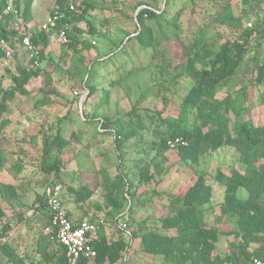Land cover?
<instances>
[{
	"label": "trees",
	"instance_id": "16d2710c",
	"mask_svg": "<svg viewBox=\"0 0 264 264\" xmlns=\"http://www.w3.org/2000/svg\"><path fill=\"white\" fill-rule=\"evenodd\" d=\"M174 1L166 0L163 10H153L150 5L141 9L137 15V34L131 36L130 32H126L125 38L116 45L115 51L108 55V59L104 61L97 58L90 61L87 70L84 85L89 95L86 102L93 98L94 102L100 101L99 106L110 103L115 86L153 64L162 72L165 68L175 69L177 73L173 80L186 78L190 86L180 104L178 116L174 119L164 114L169 103L165 97L162 101L164 106L159 108L160 104L156 105L158 109L155 111L140 107L142 100H139L131 110L115 120L103 117L96 122L84 109L83 116H75V122L78 120L85 126L100 123L101 128L106 131L97 130L95 139L97 136H112L115 147L119 150L123 149L124 143L145 137L148 129L153 130L160 137V141L134 145L137 147L133 150L135 153L148 152L149 149L154 153H147V156L143 154L131 162L135 165L133 175L136 178H130V175L121 169L120 161L114 174L106 168H100L96 172L97 186L106 192V205L113 212H120L124 208L127 195L132 201L139 200L147 204L165 203L170 209L166 215H155L151 219L134 224L129 234L130 242H126L121 236L119 240L110 243L107 240L108 220L105 217V223L100 225L91 243L97 252L94 260L98 263H102L104 259L110 263L123 261L128 264L126 253H129L131 243H138L142 254L159 264H222L224 261L249 264L254 258L264 256V112H258L264 108L262 0H242L240 16L235 14L231 0H209L204 2V6L208 7L204 10L198 0H185L191 6L186 24L183 20V8L171 15ZM33 2L34 0H14L15 9L8 15L4 14V4L0 2V41H6L14 53L15 41L20 42L24 35L19 29H13L12 24L14 19L19 17L25 22L31 20ZM70 2L79 1L60 0L58 9L52 14L64 11ZM79 5L77 11L70 14L73 16V27L69 32L72 40L68 45L70 48L74 46V39L75 45L78 43L79 38L73 34L76 24L83 22L88 12L94 9V4L87 0L79 2ZM209 10L213 12L210 13ZM252 21L255 22L254 27ZM245 22H249L251 27H247ZM163 25L174 29L178 50L172 52L169 47L167 53L160 50L159 36L162 34L165 38L167 34L162 28ZM89 32L91 34L94 31ZM32 35L33 42L40 50L42 63L44 51L53 34L38 31ZM4 55L5 52L0 46V60ZM160 57L162 61L159 65L157 63L160 62ZM147 58L148 62H145ZM198 65H202V68H198ZM40 69L41 67H33V62L25 66L17 65V74L12 78L13 86L5 89L0 82V134L9 124V120L3 117L7 114L10 104L31 80L40 76ZM111 69L118 72L117 77H110L109 74L113 71ZM44 78L51 80L48 71ZM103 82H109L108 86ZM55 93L52 89L49 94H44L35 103V108L50 104V98ZM142 98L144 99V95ZM75 99L79 101L78 98ZM256 111L260 115H257ZM65 117H68V114ZM83 133L82 126L75 130L69 127L67 131L57 128L54 136L44 138L41 179L48 186L45 194L38 197L32 205V216L40 218L44 225L49 224L51 219L48 205L54 188L51 178L53 175L59 177L62 172L60 156L71 142L81 140ZM175 138H183L186 145L170 149L169 141ZM98 144L99 141L94 140L93 145ZM227 147L237 151L239 168L232 167L229 173L219 169L213 180L225 190L220 214L215 210L213 185L204 176H200L189 186L181 197L175 196V193H170L169 196L155 187V184L162 181L161 175L166 170L164 163L168 161V153L177 152L182 161L197 163L201 157ZM6 163V154L0 147V172L4 170ZM134 183H137L136 189L144 186L145 192L139 196L136 191L133 192ZM20 184L23 183L12 185L0 182V198L7 196L18 200ZM96 190L83 186L82 195L77 199L78 203L83 204L89 200ZM242 193L247 197H241ZM167 195L168 200L164 202ZM205 206L207 209H204ZM126 214L122 218L126 217ZM3 217L0 207V220ZM120 217L118 214L114 223L125 235L127 226L120 224L119 221L123 220ZM2 223L8 225L4 220ZM225 223L230 224L231 229H223L221 225ZM160 230L172 231V234H163ZM41 234L37 253L48 262L57 260L60 264H67L64 247L50 241L43 232ZM0 235L6 239L5 231ZM126 235L128 236L127 233ZM231 236H234V240H229L228 249L220 252L221 240ZM4 244L0 246V250L4 248ZM12 263L36 264L33 256L29 254H15ZM90 263L91 260L81 259L78 264Z\"/></svg>",
	"mask_w": 264,
	"mask_h": 264
},
{
	"label": "rangeland",
	"instance_id": "374dc122",
	"mask_svg": "<svg viewBox=\"0 0 264 264\" xmlns=\"http://www.w3.org/2000/svg\"><path fill=\"white\" fill-rule=\"evenodd\" d=\"M59 1L36 0L35 21L30 24L27 22L24 24L23 22H18L15 18L12 28L19 29L23 35L33 33L49 15L58 9ZM78 1L82 2L83 0ZM87 1L94 4V9L88 12L83 22L76 24V30L74 29L73 34H76L79 38L77 45H75L74 41V46L69 48L53 34L51 36L54 42L52 46L53 57H51V60L43 58L40 76L31 80L27 84V87L16 96V99L10 104L7 114L3 117L9 120L5 131L0 134V147L6 152L7 165L6 170L2 173L0 172V177H10L11 173L16 172L19 167H22L21 163L28 166L25 176L29 174V177H24L23 181L25 182L18 187L20 191L17 193L18 200L7 196L0 198V207L4 214V217L0 220V233L3 234L4 231L6 233L4 248L2 247L3 249L0 250V264H13L12 259L15 254L19 256H25L26 254L34 256L36 264H60L57 260L48 262L37 253V243L42 236V227L45 225L40 218L32 216L34 213L32 209L34 201L45 194L48 186L41 179L43 174L41 172L42 150H44L43 141L46 136H49V138L52 135L54 136L56 128H62L63 131L69 130L67 123L73 120V116H83V109L89 112L88 116L96 119V122H99L103 117L115 120L131 110L139 100H142L140 107H146L155 111V109H158L156 105L160 104L159 108L164 106V103H162L163 98H167L169 103L166 105L164 114L174 119L178 116L177 112L180 110V104L190 90L186 78L173 80L177 73L175 69L165 68L164 72H162L156 68V64H153L148 69L139 71L124 80L121 84L115 86L110 103L104 106L101 105L95 110L94 108L101 103L100 101L94 102L93 98L88 99L86 102L89 91L84 85L90 61H95L97 58L99 60L108 59V55L115 51L116 45L125 38L126 32H130L131 36L137 34L136 24L139 11L146 8L147 5L152 6L153 10H163L166 7V0ZM198 1L202 3L200 6L203 10L208 8L206 5L204 6V2L209 0ZM231 2L235 14L240 16L242 12V0H231ZM262 4L261 19L264 18V0H262ZM182 8L184 9L183 20L185 21L184 24H186L191 6L185 0L174 1V6L171 7V15H175ZM208 12L212 13L213 11L209 10ZM251 23L254 27L255 22L252 21ZM248 24L250 23L245 22L247 27H249ZM162 28L167 34L165 38L162 34L159 36L160 50L166 53L169 51L167 47L172 52L178 50L177 34L173 32L174 29L168 28L166 25H163ZM92 30L94 32L90 34L89 31ZM15 42L18 44L19 41L16 40ZM15 50L14 57L7 64H0V82L5 89L13 86L12 78L17 74L16 66L28 64L25 53L21 52L18 46H16ZM23 58H25L24 61ZM159 60V63L157 61L155 63L160 65L162 58L160 57ZM146 61L148 62V58L145 59ZM198 68H202V65H198ZM47 71L51 76L50 81L44 78ZM109 75L111 78H115L118 76V72L113 70ZM177 81L179 82L177 83ZM103 84L108 86L109 82H103ZM52 89L56 93L50 98V104L35 108L34 104L37 98L43 97L44 94H49ZM143 95L144 99L142 98ZM75 98H78L79 101H75ZM84 105L86 106L84 107ZM66 110L68 117L64 116L65 118H60V115H63ZM258 112L263 113L264 108L258 110ZM258 112L256 111L257 115H260ZM259 118L262 119V116ZM1 125L2 121H0ZM78 126L77 123L75 128H78ZM47 129L48 131H46ZM97 130H100V132L106 131L101 128L100 123L93 124L87 130H84L81 140L77 142L74 140L68 148L63 150L60 156L62 163L61 175L59 177L53 175L51 183L54 187L55 182L62 180L61 182L64 184L63 200L66 207H70L71 204L69 197L71 194L70 190H75L76 202L82 195L81 189L83 186L97 189L89 200L83 204L79 203V205H83V208H78L80 213L78 219L81 221L93 220L97 222L106 217L108 220L107 240L113 243L122 236L126 242H130L129 234L136 222L148 220V218L151 219L155 215H166L169 213L167 207H165L164 212L158 213L157 206H153L155 203H151L149 206L140 205L130 200L127 195V202H125L124 208L120 212L110 211L105 202L106 192L103 188H98V179L94 175L96 173H92V171L97 172L100 168H106L114 174L118 163L121 161V169L127 172L130 178L135 179L136 177L133 175V167L135 165L131 164V162L143 154V156H147V153L150 155H154V153L151 149L147 150L148 152L135 153L133 150L137 147L134 145L160 141V137L153 130L148 129L145 137H138L136 140L126 142L123 144V149L119 150L115 147L112 136H105L104 138L97 136L95 139ZM94 140L99 141V144L94 146ZM168 161L164 163L166 170L161 175L162 181L157 185L155 184V187L165 190L169 196L170 193H175V196L181 197L188 190L189 186L194 184L200 176H204L213 185L215 210L217 214H220V205L224 202L225 190L215 183V181L213 182V180L219 169L229 173L232 167L239 168L237 151L230 147L223 148L215 153L201 157L197 163H186L182 161L177 152H170L168 153ZM26 180H30V182L28 183ZM135 182H137V179ZM136 184H133L132 191H136L139 196L143 191L145 192L146 188L141 186L139 189H136ZM240 196L243 198L247 197L245 193H242ZM165 197L164 202L168 200V195ZM204 209H207V207L205 206ZM125 213H127L126 217L122 218ZM118 214L123 219L121 220L122 222L124 220L129 221L126 224L127 230L124 231L128 236L126 233L125 235L122 234L123 232L118 230V227L114 223V219ZM3 220L8 223L7 226L2 223ZM121 221H119L120 224ZM131 222L133 223L130 224ZM227 223L221 225L223 229H231L230 224ZM121 225H125V223ZM160 232L172 234V231L166 232L160 230ZM229 240H234V236L221 240L220 252L228 249ZM131 245L129 253H126L128 264H159L150 257L143 255L139 250L138 243H131ZM123 255H125V252ZM116 262L124 264L123 261ZM109 263L108 260L103 259L102 263L94 261L91 264Z\"/></svg>",
	"mask_w": 264,
	"mask_h": 264
},
{
	"label": "built area",
	"instance_id": "2783aa9c",
	"mask_svg": "<svg viewBox=\"0 0 264 264\" xmlns=\"http://www.w3.org/2000/svg\"><path fill=\"white\" fill-rule=\"evenodd\" d=\"M4 4V14L8 15L15 9L14 0H0ZM79 3L70 2L64 11H57L55 14L49 15L39 28L40 32L46 34H56L58 39L66 46L72 43L69 32L73 27L72 12H76ZM251 27V24H248ZM0 46L5 52L4 57L0 60V64L4 65L13 57L14 51L11 50L9 44L2 40ZM16 46L26 53L28 63L33 62V67H41L40 50L33 42L32 33L25 34ZM180 145H186L183 138H175L169 141L170 149L174 150ZM64 184L57 181L50 194L48 205L51 214L50 223L44 228V234L49 237L50 241L60 244L66 252L67 264H78L81 259L94 260L97 256L96 250L92 246L94 234L105 223L104 218L97 222L82 221L74 224L64 209L62 201V193ZM5 243V237L0 235V246ZM109 264H119L118 262ZM222 264H235L224 261ZM249 264H264V256L254 258Z\"/></svg>",
	"mask_w": 264,
	"mask_h": 264
},
{
	"label": "crops",
	"instance_id": "0c3cea01",
	"mask_svg": "<svg viewBox=\"0 0 264 264\" xmlns=\"http://www.w3.org/2000/svg\"><path fill=\"white\" fill-rule=\"evenodd\" d=\"M15 6V5H14ZM36 8V0H34V2H33V5H32V9H31V12H32V14H31V20L30 21H26L28 24H30V23H32V22H34L35 21V9ZM46 20V19H45ZM44 20V21H45ZM17 21L18 22H20V23H26L25 21H24V19H22V18H17ZM42 25V24H41ZM40 25V26H41ZM40 26L38 27V29H36V30H34L33 32H38L39 31V28H40ZM75 36V35H74ZM74 41H75V39H74ZM53 44H54V42H53V40L51 39L50 40V42H49V44H48V47L46 48V50L44 51V55H43V57H44V59L46 58V59H50L51 60V57H53V53H52V46H53ZM70 48V47H69ZM20 51L21 52H24L25 53V51L24 50H22L21 48H20ZM15 55V54H14ZM25 55H26V53H25ZM27 59V58H26ZM43 59V60H44ZM25 60V58H23V61ZM27 63H28V60H27ZM42 63H43V61H42ZM42 97L40 96V97H38L37 98V100L35 101V103L37 102V101H39V99H41ZM45 106H46V104H45ZM34 107H35V104H34ZM94 107V106H93ZM97 107L99 108L100 106H96L94 109L95 110H97ZM66 113H67V110H66V112H64V114L63 115H60V118H63L65 115H66ZM86 114L87 115H89V112H86ZM90 117V116H89ZM77 118H79V117H77ZM91 118V117H90ZM92 119V118H91ZM82 120H83V117H82ZM96 120V119H95ZM78 123V127H83L84 128V130H87L88 128H89V126H91V125H89V124H87V126H85L84 125V123L82 124L81 122H79L78 120L75 122V117L73 116V120L71 121V122H68L67 123V127H71L72 128V130H75V129H77V128H75L76 127V124ZM6 129V128H5ZM5 129L3 130V131H5ZM57 129V128H56ZM46 131H48V129L46 130ZM6 133H7V131H6ZM36 135V134H35ZM33 137V136H32ZM39 138V137H38ZM40 138H41V136H40ZM34 139H36V138H34ZM23 142H24V140H22ZM43 143H44V141H43ZM3 149V148H2ZM25 149V148H24ZM4 150V149H3ZM4 152H5V150H4ZM43 152H44V150H42V154H43ZM5 154H6V152H5ZM22 159H23V157H22ZM7 165V164H6ZM6 165L4 166V170L2 171V172H4L5 170H6ZM21 165H22V167H19L18 168V170H16V172H13V173H11V176L10 177H0V182H2V183H5V184H12V185H17V184H19L20 182L21 183H24L25 181H23V179H24V177H29V174L27 175V176H25L26 174H27V168H28V166L26 165V164H24V163H21ZM25 170V171H24ZM1 172V173H2ZM92 173H96V171L95 172H93L92 171ZM95 176H96V174H94ZM26 181H28V180H26ZM56 183V182H55ZM157 189L159 190V192H165V190H160L159 189V187H157ZM20 191H18V193H19ZM64 192V191H63ZM70 192H71V194L69 195V197H70V200H71V204H70V207H66V205L64 204V200H63V193H62V196H61V198H62V201H63V206H64V209L66 210V212H67V214H68V216H69V219L74 223V224H78V223H80V222H82L81 220H79L78 218H79V216H80V213H79V210H78V208H83V205H79V203H78V201H76L75 202V190L73 189V190H70ZM72 201H74V202H72ZM134 202H136L137 204H143L144 206H149L150 204H147V203H143V202H140L139 200H137V201H134ZM153 206H157V211H158V213L159 212H164V210H165V207H167L166 206V204L165 203H156V204H154ZM161 207V208H160ZM160 208V209H159ZM167 209L169 210V207H167ZM161 215H165V214H161ZM82 216V215H81ZM86 221H88V220H86ZM121 221V220H120ZM125 221V222H124ZM123 222L121 221V223L123 224V223H125V224H128V220H124ZM141 221H143V220H141ZM133 222H131L130 224H132ZM137 223V222H136ZM135 223V224H136ZM129 224V225H130ZM46 226V225H45ZM45 226L43 227V229H42V232H43V234H44V228H45ZM131 227V226H130ZM122 229V228H121ZM119 230V229H118ZM122 231V230H121ZM123 232V231H122ZM118 237V236H117ZM36 251H37V249H36ZM31 256V255H30ZM33 258L36 260V258L33 256ZM95 260H92L91 261V263L92 262H94ZM90 263V264H91Z\"/></svg>",
	"mask_w": 264,
	"mask_h": 264
}]
</instances>
